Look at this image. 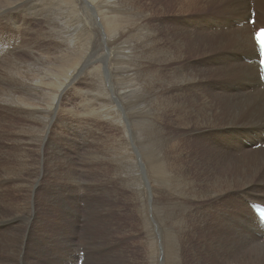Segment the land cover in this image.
<instances>
[{
    "label": "bare ground",
    "instance_id": "1",
    "mask_svg": "<svg viewBox=\"0 0 264 264\" xmlns=\"http://www.w3.org/2000/svg\"><path fill=\"white\" fill-rule=\"evenodd\" d=\"M263 1L172 0V13L151 0L140 8L63 1L60 21L69 31L61 33L68 39L59 38L61 49L52 55L45 40L56 39L57 14L41 6L51 34L40 35L43 47L31 39L32 27L17 21V13L30 12L25 6L31 0H0V252L6 255L0 264H35L26 263L25 255L46 252L48 234L36 236L37 197L58 153L50 150L53 113L71 80L89 82L80 97L87 114L115 124L118 134L100 141L103 150L86 153V172L77 173L66 161L59 166L77 176L80 191L89 184L105 200L93 204L80 191L73 194L71 201H84L79 215L49 191L46 202L85 223L53 231L68 249L56 256L58 264H77L79 248L85 252L82 264H264V227L248 208L264 204V88L251 62L258 52L246 19L253 4ZM79 7L92 15L94 29L73 30ZM130 36L139 37L134 43L140 52L123 46V39L132 44ZM125 51L129 57L118 62L117 53ZM115 107L128 121L123 132ZM213 135L217 142L206 138ZM198 139V150L190 146L195 155L183 149ZM134 164L145 173L144 183L130 175ZM12 187L22 193L21 202L8 193ZM247 193L253 196L243 197ZM231 199L235 209L227 205ZM121 217L134 219L132 239L114 234L130 231L131 223ZM98 220L109 230L100 232ZM95 223L97 234L89 240ZM71 233L80 236L72 241Z\"/></svg>",
    "mask_w": 264,
    "mask_h": 264
},
{
    "label": "rangeland",
    "instance_id": "2",
    "mask_svg": "<svg viewBox=\"0 0 264 264\" xmlns=\"http://www.w3.org/2000/svg\"><path fill=\"white\" fill-rule=\"evenodd\" d=\"M63 1H73L75 3L76 0H31V3L29 4V6L28 5L25 6L26 9H28L30 12L26 11V12H22L21 14H19V13L16 14L18 22H23V24H25V25L28 24L29 26L32 27L33 32H32L31 39H33L38 45L43 46V47H45V44L43 43L40 35H42L43 31L44 32L48 31V32H46L47 36H51V34H50L49 30L45 28L47 26L44 23H42L43 19H41V18H43L44 16L41 13V10L43 9L41 6H44L47 9L51 10L53 14H55V13L57 14V15H54V19H55L56 24L59 27V29H52V33L55 35L56 39L54 40V37H50L51 39H48V41L45 40V43L48 45L47 48H49L51 50V54L53 53L54 55H55V50L59 51L61 49V46H59L61 40L59 38H61L62 36L67 38V36H64V34L62 35V33L69 31L68 27L66 25L62 24L63 22L60 21L64 17V16H62L63 12L61 11V8H60L61 7L60 5L62 4ZM108 1H112L113 3H115V5L118 4L121 7L129 5V4H134L136 8L143 7L147 3H150V2H147L148 0H108ZM151 1L154 3L155 8H159L162 5L167 9L168 12L171 11V13H172L176 10L171 5L172 0H151ZM253 5H254V11L256 12V14H255L256 24L258 23L259 25L264 26V1H263V3H259L258 5H257V3L253 4ZM27 6L29 8H27ZM249 6L251 7V5H249ZM39 11H40V14H38ZM259 11H261V12L263 11L262 12L263 15H260ZM34 13L35 14L37 13V15H35ZM28 14H31V15L28 16ZM249 14H250V12H249ZM40 15H41V17H40ZM76 17L78 18V21L73 25V30L75 32H79L84 27H88L90 29H94L96 27L95 20L93 19L92 15L86 10V7H79L76 11ZM248 17L249 16H247V18ZM77 25H81V27H77ZM129 26L130 25L127 22H125V27L127 28ZM254 27H257V25H255ZM63 28H65V29H63ZM9 33H10V30L8 29V34ZM58 33H59V35H58ZM117 34H118V32H117ZM26 37H25V40L30 39L28 36H26ZM136 37L139 38L138 36H134V37L130 36L129 37L128 40L132 44L124 41V39H123L122 40L123 46H127L130 49H135L137 52L138 51L140 52V48L138 49L139 46H136L134 43V41L136 42L138 40ZM57 38H58V40H57ZM245 52L246 53L249 52L247 50V48H245ZM102 53H103V51H102ZM121 57L128 58L129 52L125 51L123 54H122V52H118L116 55L118 62L120 61ZM86 60H88V57L86 58ZM141 62H143L142 64L145 65V60H141ZM207 66H206V68H208L209 70L212 69V64L207 63ZM105 71L106 70H104V72ZM101 78H103V77H101ZM104 80H105V78H104ZM214 80H215V78H214ZM60 81H61V79H59L57 82H60ZM87 84H89V82L87 83V81L83 82V81L71 80L68 83L67 88L65 90H63V92H62L63 95L60 97L61 101H59L60 105L58 104L59 105L58 108H56V110H54V113H53V115H54L53 120L54 121H52V125H53L52 131L54 133L51 134L49 142H50V150L54 147V148H56V152H58V153L54 154L50 159V162H49L50 165L46 169V175L42 181L40 190L38 191L40 193H38V197H37V205L39 208V214H38V219L36 222V236L38 237L39 235L48 234L47 244L46 243L44 244L45 245L44 249H46V252L43 255L41 254V256L40 255L29 256L28 258H27L28 255H25L26 263L34 262L35 264H58V261H56V259H57L56 256L59 255L60 252L66 253L68 251V249L65 248L61 243L57 242L54 239L57 235L53 231H58L59 228L63 229L64 227L65 228L63 230L67 231L72 226H76L77 228L81 229L80 226L85 225L84 222L82 225L79 223L78 217L69 218L70 222L67 225L69 219H68V217H65L66 215L64 214L62 209L59 208L56 203L46 202V198H47L48 194L51 193L49 191L52 189L53 194H58L59 196L65 198V200L69 202V205L72 207V209L74 210V208H76L77 212H79V215H81V212H82L81 206H84L83 205L84 201H75V202L71 201L72 196H74L73 194H78L80 191L78 186L76 185V184H78L77 176H72V174L70 172H68L69 169H67L66 173L67 172L68 173L66 174L65 171L59 167V166H61V163L63 164L64 161H66L65 163L71 169L75 168L74 170L75 171L77 170L76 171L77 173L86 172L87 168H90V165H89L88 160H87L88 157L86 156V153L88 155V153H90L91 151L93 152L97 147H100L101 142L104 141L106 138H108V136H110L111 134H112L111 137L114 136V134L115 135L118 134V131L116 129H114L115 124H111V123L109 124V122L106 119H102V118H100V120H99V118H98V120H94L93 118H91L89 116V114H87L85 106L83 105L84 102L82 101V99H80V97H82V94H84V93L86 94L87 93L86 91L89 89V87H87ZM222 88H223V86H222ZM99 94H100V92L95 93V95H99ZM134 94L139 95L140 91H135ZM80 103H82L81 107L79 106ZM97 103H99V102H97ZM99 104H101V103H99ZM65 108L67 111L65 110ZM83 108L85 110L84 112H83ZM62 109L65 111H63ZM115 110H114L116 112V113L114 112L115 117L117 118V115H118V118L117 119L115 118V119L118 121L122 117V114H121L122 112L118 109V107L117 108L115 107ZM73 112L74 113L76 112V113L74 114ZM117 112H119V114ZM119 121H122L125 123V124H122L123 126L121 125L123 127L121 129L122 132L124 130L129 129L128 121L126 118H124V119L121 118ZM93 123H96V124H93ZM206 138H210L212 142H217V140H218V137L214 136V135L210 136V137H206ZM137 140L140 141L138 136H137ZM107 141H109V138L107 139ZM198 141L201 142L202 139L191 141L190 143H188L189 145L187 143H184L182 145V147H184V145L185 146L187 145L183 149L190 152V153H193V155H195L194 149L198 150V148L195 146V144ZM191 143H193V144H191ZM197 144L201 146L200 143H197ZM252 144H257V142L252 141ZM191 145H194V147H193L194 149L192 147H190ZM129 148H131L130 152H134L135 149L132 145H129ZM103 149H104V147H102V146H101V148H97V150H103ZM133 166H134V170L132 171V173L130 175L131 176L133 175L136 180H137V178L135 177V175H138L140 182L142 181L144 183L145 173L142 171V169L140 167H138V166L136 167L135 164ZM52 167H54L56 169L53 168V170H52ZM135 168H136V171H135ZM86 178L89 180L87 175H86ZM261 179H263V177ZM85 181H83V182H85ZM87 185H89V184H87ZM87 185H86V183H84V188H85V190L87 189L88 192L87 191H80V193L82 195L87 196L91 200V202H93V204H95L97 201L102 202L105 200V195L101 196V193L99 191H94L93 188H92L93 190L91 191L89 188H86ZM60 188L62 189V191ZM8 193L14 197V200L21 202L20 199H22V193H19L17 188H15V187L9 188ZM63 193L68 194V195L70 194L71 196H67V195L65 196ZM256 193H258V192H256ZM252 196H253L252 193H247V194L243 195V197H249V198H251ZM84 199H85V201L89 202V200H87L85 197H84ZM227 205H229L231 207L234 206L233 208L235 209L236 202L234 201V199H231ZM115 213L118 214V210H116ZM130 214L131 213H129V216H130ZM121 220H122L123 224H126V225H128L130 221H134L133 218H132V220H130V218H124V217H121ZM130 223H131L130 231L128 233H126L125 235L117 234L114 232V234L116 235V237L119 240H121L123 238L132 239V237L134 235L135 228H133L134 223L133 222H130ZM96 224L97 223H95L91 228L93 230L90 233L89 240L91 238H93L94 236H96V234H97ZM66 225H67V227H66ZM132 228H133V230H132ZM98 229L101 232L102 230H109V227H106L104 224H102L98 220ZM61 235L63 236V233ZM78 236H80L79 233H71L69 235V239L72 241H75ZM59 247L61 248V251L59 250ZM136 247H137V245L131 247L132 253L133 252L135 253L134 250L136 249ZM80 249L81 248H79L78 251ZM109 252L114 257L118 256L117 252L114 250H110ZM84 254H85V252H84ZM186 255H188V253H186ZM5 256H6L5 253L0 252V257H5ZM75 256H76V253H75ZM186 258L189 260L188 256ZM96 259L101 260L100 255H98L96 257ZM27 261H29V262H27ZM187 264H193V263H192V261H189V262H187Z\"/></svg>",
    "mask_w": 264,
    "mask_h": 264
},
{
    "label": "snow or ice",
    "instance_id": "3",
    "mask_svg": "<svg viewBox=\"0 0 264 264\" xmlns=\"http://www.w3.org/2000/svg\"><path fill=\"white\" fill-rule=\"evenodd\" d=\"M257 39L261 42V48L264 49V29L257 35ZM264 63V61H262Z\"/></svg>",
    "mask_w": 264,
    "mask_h": 264
}]
</instances>
